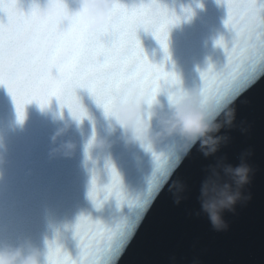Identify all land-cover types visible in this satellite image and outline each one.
<instances>
[{"label":"snow or ice","instance_id":"1","mask_svg":"<svg viewBox=\"0 0 264 264\" xmlns=\"http://www.w3.org/2000/svg\"><path fill=\"white\" fill-rule=\"evenodd\" d=\"M223 3L228 9L226 26L235 33L231 48L223 40L218 42L225 48L228 62L220 71L210 67L201 73L203 94L218 103L236 102L264 81V0ZM159 9L154 16L151 4L128 7L118 0L108 27L92 33L87 9L70 15L64 2L51 0L46 11L34 7L31 14H25L18 0H0V12L8 18L7 23H0V85L14 97L21 122L26 104L37 102L45 108L53 97L60 101L61 108L69 109L74 119L89 118L77 95L81 89L106 116L128 99L133 88L142 89L154 100L167 85L171 95L172 89L180 87L179 77L150 62L138 38L140 25L151 21L155 24L153 36L168 52L169 29L179 23V18L162 4ZM146 150L153 152L157 174L135 199L122 189L111 161L107 164L110 184L102 187L98 174L93 173L89 195L97 209L115 197L121 207L128 205L129 215L109 222L81 216L73 229L79 259L72 258L58 236L48 243L47 264H119L154 200L186 160L173 149L167 155H158L151 147Z\"/></svg>","mask_w":264,"mask_h":264},{"label":"water","instance_id":"2","mask_svg":"<svg viewBox=\"0 0 264 264\" xmlns=\"http://www.w3.org/2000/svg\"><path fill=\"white\" fill-rule=\"evenodd\" d=\"M61 2L70 12L79 11L73 0ZM147 2L121 0L128 7ZM50 3L51 0H18L25 14H31L34 7L46 11ZM160 3L179 18V23L169 29L168 52L151 34L141 30L138 38L149 61L166 72L229 29L223 0ZM7 22V15L0 12V23ZM77 95L89 116L80 124L55 97L45 108L37 102L26 104L21 122L14 97L6 86L0 85V246H18L57 186L86 151L93 135L99 136L112 122L86 90H78ZM66 143L76 145L71 155L56 152Z\"/></svg>","mask_w":264,"mask_h":264},{"label":"clouds","instance_id":"3","mask_svg":"<svg viewBox=\"0 0 264 264\" xmlns=\"http://www.w3.org/2000/svg\"><path fill=\"white\" fill-rule=\"evenodd\" d=\"M73 2L78 5L79 11L72 13L66 6L68 13L75 15L87 9L90 31L101 33L110 24L118 0ZM147 3L152 5V14L157 15L160 0L155 3L148 0ZM141 30L153 35L155 24L146 21L140 25L139 31ZM163 91H167L166 104L158 99L159 95L150 100L142 89H131L128 99L122 102L111 116H107L114 122L110 125L112 131L118 128L128 144L138 143L145 149L166 145L182 157L189 156L192 150L199 146L203 156L211 158L217 155L222 146L230 142V137L221 135V132L225 128L235 127L237 116L232 107L234 101L218 103L214 98L208 99L203 94L202 87L186 90L180 86L171 91V95L168 89ZM74 121L77 124L82 123L77 119ZM241 131L247 133L246 128H241ZM55 139L54 137V141ZM110 147L107 139L93 135L86 150L91 152L95 149L103 153ZM75 150V144L66 143L56 152L62 151L67 156ZM252 155L251 151L242 154L238 166L221 159L205 170L206 177L200 186L199 203L202 213L218 232L226 231L229 227L225 213L235 214L238 205H245L251 200V193L245 195V190L252 183L255 173L248 163ZM169 190L175 196L176 203L180 204L185 198L187 186L177 180L171 184ZM0 264H47V253L31 243L18 247L3 245L0 246Z\"/></svg>","mask_w":264,"mask_h":264}]
</instances>
